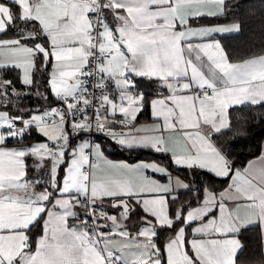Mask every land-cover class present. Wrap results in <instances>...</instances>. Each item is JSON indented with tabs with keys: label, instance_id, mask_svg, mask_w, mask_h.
Segmentation results:
<instances>
[{
	"label": "snow or ice",
	"instance_id": "snow-or-ice-1",
	"mask_svg": "<svg viewBox=\"0 0 264 264\" xmlns=\"http://www.w3.org/2000/svg\"><path fill=\"white\" fill-rule=\"evenodd\" d=\"M180 3L0 0V264H220L212 257L228 255L219 238L238 201L252 199L238 194L264 183V147L237 168L211 139L227 128L187 123L205 101L218 116L217 85L226 92L235 80L215 62L189 74L191 61L177 58L200 18L184 23ZM201 127L206 143L188 131ZM96 134L172 163L114 162ZM175 168L227 183L204 186Z\"/></svg>",
	"mask_w": 264,
	"mask_h": 264
},
{
	"label": "crops",
	"instance_id": "crops-1",
	"mask_svg": "<svg viewBox=\"0 0 264 264\" xmlns=\"http://www.w3.org/2000/svg\"><path fill=\"white\" fill-rule=\"evenodd\" d=\"M225 1L226 0H181V3L178 6V12L176 13L186 24L188 23L189 16L200 17L195 24L185 28L184 43L182 45L183 51L181 52L180 45L174 46V52L178 59H182V62L191 61V64L187 65L189 74L191 73L193 65L206 72L207 67L211 63L215 62L220 65L218 74L220 71L226 72L235 80V83H230L227 85L228 90L226 92L223 91V85H220L219 83L217 85L218 90L221 91V95L219 97H213V99L216 101V107L219 111L218 116L216 112L210 111L211 105L208 101H205L203 105V115L197 116V114L194 112L190 114L187 119L188 124H196L198 122L202 125L210 124L214 129L217 130L226 129L229 127V104H264L261 103V101H264V54L252 56L239 61H233L229 59L221 36L238 33L240 31L239 23L208 22L205 20L206 18L222 14L225 10ZM201 13H205L206 15L201 16ZM225 53L227 54L226 58L224 56ZM197 56H199V59H197ZM209 57L212 58L211 61ZM147 83L148 81L145 84ZM200 107L201 106L198 103L197 109L199 110ZM140 119L148 120L147 114L140 117ZM207 130V127H201L199 129L192 128L188 131L192 133V138L197 140L199 143L203 141V133ZM176 139L179 140L180 144L184 145V154H188L187 138L178 137ZM211 139L216 147L227 156L228 160L232 161L217 143L216 136L211 137ZM96 140L97 142L101 143L102 149L105 150V156L114 162L123 161L128 163H138L143 161L156 162L163 166H168L166 162H161L154 155L150 157L142 156L135 159L125 156L114 157L110 155L106 149V145H109V142L113 143L109 138L101 135ZM203 142L206 143V141ZM262 147H264V140ZM148 151L158 154L153 150ZM260 153L261 151L257 155L251 157L248 161L252 160L254 157H258ZM159 155L164 156L167 160H169L170 164L172 163L169 158L170 154ZM244 166L245 165L239 166L235 164V167L237 168H243ZM205 172L206 171H203V173ZM173 176H179L181 179H185L183 176L175 173H173ZM154 178L163 182L162 177L159 175H156ZM210 183L211 184L209 186L218 184L217 181H211ZM238 195L252 197V199L239 200L236 207L232 210L230 216H228L230 224L225 228V230H230V235L228 237H220L219 239L229 241L227 245L229 253L227 256L212 257L213 261L219 260L220 264H231V258L235 255L236 250L240 249L241 247L243 249L244 243L240 236V232L243 228L248 226L259 225L261 227L263 233L264 252V183L255 184L246 192L240 193ZM221 226L223 227V225ZM197 247H200L199 242L197 243ZM205 247L210 246L205 245ZM180 259H183V257H180ZM240 264H264V261Z\"/></svg>",
	"mask_w": 264,
	"mask_h": 264
},
{
	"label": "trees",
	"instance_id": "trees-1",
	"mask_svg": "<svg viewBox=\"0 0 264 264\" xmlns=\"http://www.w3.org/2000/svg\"><path fill=\"white\" fill-rule=\"evenodd\" d=\"M208 22H237L240 31L234 34L221 36L229 59L233 61L264 54V0H226L225 10L222 14L205 19ZM19 71V70H18ZM147 81H145L146 83ZM19 87V85H18ZM232 117L231 127L216 136L217 143L228 157L239 166H243L262 149L264 140V104L243 105L230 112ZM109 142V141H108ZM107 152L114 157L125 156L128 158L156 156L161 162L170 165L164 156L151 153L148 150H128L109 142ZM173 173L197 180L204 186L211 181H217L216 188L226 184L225 180L215 177L211 173L197 170L199 175H194L191 170L180 168L172 170ZM198 185H195L196 187ZM181 202L191 199L189 194L181 197ZM240 236L244 247L240 263H253L264 261L263 233L259 225L248 226L242 229Z\"/></svg>",
	"mask_w": 264,
	"mask_h": 264
},
{
	"label": "built area",
	"instance_id": "built-area-1",
	"mask_svg": "<svg viewBox=\"0 0 264 264\" xmlns=\"http://www.w3.org/2000/svg\"><path fill=\"white\" fill-rule=\"evenodd\" d=\"M99 136H101V135H100V134H96V135H95V138L97 139Z\"/></svg>",
	"mask_w": 264,
	"mask_h": 264
}]
</instances>
